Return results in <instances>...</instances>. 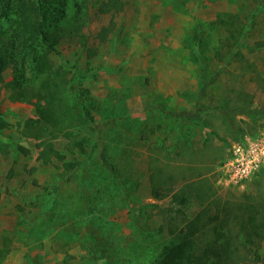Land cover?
<instances>
[{
  "label": "rangeland",
  "instance_id": "rangeland-1",
  "mask_svg": "<svg viewBox=\"0 0 264 264\" xmlns=\"http://www.w3.org/2000/svg\"><path fill=\"white\" fill-rule=\"evenodd\" d=\"M106 1L89 0L84 31L96 54L65 38L54 55L81 94L83 116L94 117L57 139L64 160L78 161L74 169L57 158L43 162L42 139L25 128L38 119L37 106L12 101L7 90L0 95V264H153L200 209L192 202L181 214L170 196L156 199L154 164L176 179V189L201 172L223 203L264 199V171L242 187L217 183L219 161L239 137L264 130V116L250 118L222 102L232 107L249 93L264 108V0H124L118 12L99 11ZM110 21L108 38L95 37ZM235 46L261 78L247 61L229 60ZM202 67L217 77L199 98ZM4 74L11 78L10 69ZM196 106L205 109L200 122L166 112ZM83 136L85 153L74 144ZM100 146L115 173L102 165ZM236 251L238 264H260L238 240ZM257 252L264 254V241Z\"/></svg>",
  "mask_w": 264,
  "mask_h": 264
},
{
  "label": "trees",
  "instance_id": "trees-1",
  "mask_svg": "<svg viewBox=\"0 0 264 264\" xmlns=\"http://www.w3.org/2000/svg\"><path fill=\"white\" fill-rule=\"evenodd\" d=\"M70 1L0 0V95L3 90H7L12 101L37 106L40 112L38 119L29 118L25 128L28 134L42 139L44 149L41 158L44 163L50 162L52 158L65 159V155L56 148L59 137H71L77 126L94 122L92 115L89 120L83 116L79 107L80 104H83V108L85 106L81 94L76 92L69 71L64 65L58 64L54 57L65 38L76 40L88 50L89 57L96 54L92 47H88L91 35L84 31L91 9L89 0H76L74 15L68 12ZM124 4V0H108L107 8L99 7L98 10L118 12ZM114 26L115 22L110 21L94 36L106 40ZM231 34L233 38L236 37L233 32ZM226 53L229 60L247 61V69L261 78L259 69L252 67L251 61L236 46ZM7 69L11 70L10 79H6L4 74ZM216 77L217 73L209 77L205 68H201L199 98L204 97ZM222 102L223 108H236L238 113L250 118L264 116V108L254 106L249 93L235 99L232 107H229V99H223ZM204 111L198 106L194 109L181 107L166 110L170 116L194 122H200ZM94 127L100 128L101 125L95 124ZM88 142L83 136L74 144L85 153ZM25 150L28 152V149ZM98 157L107 170L115 173L116 168L105 148L99 147ZM77 164L76 159L64 160L63 163L69 169H74ZM164 170L158 164L152 166V195L156 199L170 196L175 205L173 211L181 214L192 202L199 203L200 209L191 217H185L183 226L174 231L172 239L163 247L153 264H238L237 240L248 250L254 251L257 262L264 264V254L257 252L264 241V199L237 206L230 202L223 203L218 200V189L209 176L198 172L196 177L176 189V179ZM251 246L253 249H249ZM90 249L95 254L93 245H90Z\"/></svg>",
  "mask_w": 264,
  "mask_h": 264
},
{
  "label": "built area",
  "instance_id": "built-area-1",
  "mask_svg": "<svg viewBox=\"0 0 264 264\" xmlns=\"http://www.w3.org/2000/svg\"><path fill=\"white\" fill-rule=\"evenodd\" d=\"M264 171V130L241 136L217 166V183L242 187Z\"/></svg>",
  "mask_w": 264,
  "mask_h": 264
}]
</instances>
